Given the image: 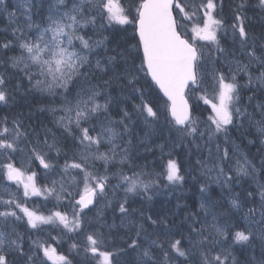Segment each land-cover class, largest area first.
<instances>
[{
	"label": "snow or ice",
	"instance_id": "6c2138e0",
	"mask_svg": "<svg viewBox=\"0 0 264 264\" xmlns=\"http://www.w3.org/2000/svg\"><path fill=\"white\" fill-rule=\"evenodd\" d=\"M0 5H4V0H0ZM56 5L55 11H52L50 6L49 15L41 24L33 22L31 13L34 5L30 0H24L23 4L15 7L9 4L0 8V12L7 15L10 24L16 22L18 12L24 15L25 21L23 25L18 24L11 28L13 39L0 43V51L14 53L6 57L2 63L22 73L29 82L30 90L47 94L53 99L56 97L61 99L59 107H42L40 110L53 114L63 113L56 117L55 124L66 134L65 139L72 137L78 145V150L70 161L65 160L59 182L52 180L51 187L47 184L38 186L37 172L26 169H30L36 163L44 173L43 178L47 179L49 171L56 167L49 159V154L55 151L56 155L60 156L62 152L58 147L59 141L55 134L51 133V129L45 128L41 139V133L36 129L29 131L22 120L9 121L4 117L0 119V158L9 162L0 164V173L8 181L14 182L18 191L22 188L25 201L31 197H42L45 201L50 197H56L57 201L71 197L73 193L67 191L66 183L78 190L79 198L74 199V202L69 201L71 215L58 210V207L49 209L48 214H44L39 208H30L26 203H20L16 194L6 190L4 194H0V208L4 209L0 211V220L6 222L9 219L15 221L26 219L27 225L34 230L57 225L68 232H84L82 214L93 205L95 197L105 191L109 177L99 175L94 169V162L102 161L107 171L108 165L115 161L119 147L115 140L120 134L112 125L119 123L124 131H127L128 125L124 121L130 119V115L124 111L119 121L112 120L109 117L111 98L105 97L101 103L99 98L103 92L98 90V86L90 83L89 73L92 71L90 55L94 49L102 46L107 52L109 38L105 36L92 40L79 33L83 27L95 25L98 18L109 27L131 25L133 35L129 39L135 43L129 44L126 48L117 46L111 49L116 54L107 56L108 67H103L98 59L95 70L113 72V79L125 80L127 82L125 86H131L141 97L143 92L135 85L140 83L141 79L147 80L150 77V81L167 98L168 124L175 129L181 140L191 138L189 142L195 145L197 151H201L202 146L196 144V141H204L208 156L198 159L196 163L200 166L202 174L208 175L213 172L216 174L215 183L219 186L220 198L226 199L230 207L239 209L240 203L235 195H224L225 192L231 194L232 169L229 168L227 171L225 169V165L232 158L230 149L222 148L216 143L213 152V148L208 146L212 145L220 134L224 135L225 144L230 143L229 127L234 125L235 118L246 115V111H241L237 107L241 86L237 83L236 73H247L252 63L264 67V44L257 48L256 38L250 36L246 30V17L242 15L244 3L237 6L234 16L236 22L230 27L233 36L239 40L241 54L247 58L248 64H243L240 60L232 61L236 65V72L229 69L230 75L214 70L211 74V93L204 85L205 74L201 70L204 51L197 44L206 42L215 45L221 54L224 53V49L220 47L218 33L225 28V24L216 13V0H130L127 7L121 0H80L79 3L73 0L71 4L67 0H56ZM259 7L264 9V0H259ZM86 8L88 12H95L96 15L85 16ZM104 27L105 23H102L100 28ZM122 30L126 32V29ZM85 68L89 71H85ZM255 80L264 85V72L256 76ZM108 83L104 81V84ZM252 83L253 77L249 73L248 84ZM197 88H200L202 93L197 99L202 100L211 110L204 121L193 115L198 105L193 106L189 103V93ZM8 100L9 79L0 73V102L7 103ZM135 107L144 114L146 122L149 119H158V110H154L143 99L141 104ZM258 107L264 116V105ZM101 116L105 119L101 120ZM256 123L257 132L264 137V119ZM201 124L204 125L203 129L200 127ZM49 134L52 135L51 142L48 139ZM22 143L26 146L21 147ZM104 144L111 147L106 152H101L100 148ZM235 150L234 146L233 151ZM124 152L125 156L120 161L122 164L125 162L127 149H124ZM18 153L25 155L26 163L22 161L23 168L12 162V157ZM237 164L238 175H248V167L254 171L255 166L246 158L244 165H239V161ZM159 166L162 169L160 172L146 173L141 170L133 171L131 175L121 172L120 181L125 186V193L142 194L150 201L152 196L148 193L160 187V178L167 181L166 188L184 183L185 178L181 174L180 164L175 159L163 162L162 157ZM145 176H152L153 179L145 180L143 179ZM64 177H68L67 181ZM258 187L261 208L264 209V185ZM199 192V202L194 203L197 211L186 213L182 221L174 222L171 227L163 216L153 219L150 215L145 217L140 213L139 223L129 219V224L135 229V237L129 236L124 242L128 250L137 253L136 264H172L173 257L175 260L182 259V264H238L230 251L231 247L235 244L251 243L257 234L250 229L242 230L235 224L221 222L222 217L216 211L219 201L213 198L208 184H202ZM5 194L9 199H3ZM248 195L251 196L252 193ZM127 203V200L120 203L119 211L125 217H131L137 210L133 209L130 213L125 206ZM17 210L22 215H18ZM254 212L255 209L249 210L250 215ZM145 220L152 228L164 226V242H161L159 237L151 238ZM260 223L264 225V211L260 212ZM259 238L264 241V230L259 233ZM49 239L53 243H48L47 240L32 241V248L29 249L32 254H29L23 250L22 237L14 228L10 231H0V264H10L8 257L12 254L24 258L23 264H48L49 261L52 264H71L68 257L59 254L53 246L57 238L49 236ZM229 239L232 244H228ZM165 242L168 245L167 250L164 248ZM226 244L228 246L224 247ZM72 248L77 249L78 245L74 243ZM217 248L220 250L216 251ZM83 250L85 255L92 258L89 264H113L115 257L124 251L107 250L104 235L99 231L84 233ZM154 250L162 252L163 260L156 258ZM259 264H264V260Z\"/></svg>",
	"mask_w": 264,
	"mask_h": 264
},
{
	"label": "trees",
	"instance_id": "16d2710c",
	"mask_svg": "<svg viewBox=\"0 0 264 264\" xmlns=\"http://www.w3.org/2000/svg\"><path fill=\"white\" fill-rule=\"evenodd\" d=\"M39 1H42L43 4H45L46 11L47 8H49V4L47 2L48 0ZM129 2L130 0H121V3L124 4L125 7H127ZM216 3V13L218 15V18L223 19L225 27L228 28L236 22L234 16L237 12V6L241 3H244L245 7L242 15L246 17V30L249 32L250 36L256 38L257 48H259L260 45L264 44V9H261L259 7V0H216ZM44 13L41 14L40 19L45 16ZM1 21L2 19H0V25L3 26L5 21ZM102 23H105L104 29L100 28V25ZM122 29H126V32ZM80 33L81 35H84L86 39L90 37L92 40H97L105 36L109 38V42L107 44V52L105 51V47L102 46L94 49V52L90 55V59L92 62V71L89 73L90 83L94 86H98V90H101L103 92V95L99 98L101 103L104 102L105 97L111 98V104L109 106V117L112 120L119 121L124 111L128 112L130 115V119L124 121V123L128 125L127 131H124L123 126L119 123L113 124L115 130H117L120 134L115 140V143L119 146L117 148L116 157L119 159V161H121V158L125 156L124 149H127V153L125 162L123 164L120 162L116 163V161H114L110 164V166H108V169L111 170L110 174H113L110 175L109 179L116 178L117 180H120L119 177L115 176L114 174H120L121 172H123V174H126V167L128 163L132 164L134 171L143 170L146 173L153 171L160 172L162 169L159 165L161 163L162 157L163 162H166L167 159H175L180 164L181 174L185 178L182 185L169 186L167 188L165 187V185H167L166 180L163 179V182L159 181V185L160 187L164 188V191H162L163 189L158 188L157 192H149L148 195L152 196V200L150 201L147 200L144 195L139 199L136 197L128 199V203L125 206L128 208L129 212L131 213L133 209L137 210V212L131 217H125L124 215H122L120 211H118L119 207L115 205L105 209V221L110 228L109 233L106 236L107 242H110L107 250L124 249L122 254L115 257L118 260V262H116L118 264H123V262L124 264H136L137 253L128 250L127 245L124 242L128 239L129 236L135 237V229L129 224V219L134 220L136 223H139L140 213H143L145 217L150 215L153 219H158L159 216H163L168 220L169 227H171L174 221H182L186 213L197 211V208L194 207V203L199 202V188L202 184H208L210 186V191L212 192L213 198L219 201V206L217 207L216 211L222 217L221 222L227 223L229 225L238 224L237 227L239 229L248 230L249 228L246 227V222L243 218V212L239 209H255V212L259 214L261 211H264V209L261 208L259 196L260 189L258 187V185H264V142H262L264 141V137H261L257 132V123L251 125L247 124V121L241 120L242 125L240 124L238 126L239 128H237V131H235L238 140L237 143L242 145V149L245 153V158L251 163V165L255 166V177L251 178V176L250 178H247L242 177V174H237L235 169L237 168L235 164L237 163V159L239 158L237 156L236 159L233 157L232 160H230V163L232 162V165L230 167L227 164L225 165L226 171L229 168L232 169L230 175L232 176V180L233 178L235 180L231 183V194L225 192L224 195H235L240 203V208L234 209L230 207L226 199L220 198V189L217 188L218 185L215 183V180H213L214 172L208 175H204L202 174L200 166L196 163L198 159H204L208 156L206 149L202 148L201 151H197L195 145L189 142L191 138L179 140L181 139L180 136L177 135L178 133L175 131V129L167 122L166 101L162 98V96L159 94L158 90L150 82V80L148 78L147 80L141 79L140 83L135 85L136 88L140 89L143 92V97H141L140 93L134 92L131 86H125L127 84L125 80L113 79V72L108 71L105 73L95 70V63L98 59L101 61L103 67H108L107 56H109V54H116L114 51L111 52V49L117 48V45L120 48H126L129 44L135 43L134 40L129 39L133 35V27L131 25H116L115 27H109L106 25V22L98 18L94 27L92 25H87L86 27L82 28ZM7 39L11 40L12 38L10 35L9 37H6L0 33V43L5 42ZM231 39L233 40H229V45H231L232 50L231 53L237 52V56H241L238 38L235 39L232 34ZM210 51H215V55L217 53L216 47L214 49H210ZM12 53L13 52L11 51H0V73L4 74L6 78L9 79V100L7 101V103L0 102V119H2V116L9 118V121L13 119H20L24 122V125L29 131H31L32 129H36L37 131H39L41 133V139H43L44 136L43 130L45 128L51 129V133H54L59 141L58 147L62 149L61 155L65 154L69 150V148L75 144V142L72 140V137H67V139H65L66 134L63 133L62 130H56L52 126V120H55V116L53 114H51L50 116L46 111L40 110L42 107L48 108L51 105H58L57 103H59L60 100L58 99V97L53 99L50 97L39 95L37 93L34 94V92L28 90V88L26 87V83H28V80L23 77V74L18 73L16 70L9 68L7 65L2 63V61L6 59L7 55L11 56ZM243 60L244 64H248V60L245 56H243ZM84 70L89 71L87 68H85ZM261 72H264V67H261L256 63H252V66L249 65L248 73H250L253 78L259 76ZM104 81H108L109 83L104 84ZM250 86H253V83ZM254 88V91L250 92L247 97L252 100L251 104H253L254 106L252 108V118H256V120L254 119V121L257 122L260 121V118L264 119V116H262L261 114V108L258 107V105H264V86L263 88L258 86ZM192 97L190 100L191 105H198V107L194 110L195 113L196 111H199V103H197L194 98L192 99ZM141 99L148 102L154 108V110H158L157 120L149 119L147 122L145 121L144 114H142L140 110L135 107L136 105L141 104ZM26 102H29L30 105ZM47 117L50 118L51 122L49 118L48 120H46ZM103 118L105 119L104 116L100 117L101 120H104ZM239 129L241 133H238ZM243 129L245 130V132ZM232 133L233 130L231 134ZM245 133L247 135H245ZM92 134L94 135L95 133ZM29 139H32V137H29ZM48 139L49 142L52 141L51 134H49ZM23 145L21 144L22 147L26 146L24 143ZM101 147L107 149L109 148L108 144H104ZM208 147L213 148V146ZM61 155L57 156L55 151H52L49 154V159L53 161V159H56L55 157L60 158ZM141 160H143L144 162ZM95 163L96 165L100 164L99 162ZM241 163H244V160H240L239 164ZM118 167H121L122 170L119 171ZM31 168L38 174L37 180L39 186L44 185L45 182L40 178L39 168L36 166V163H34ZM148 177L150 179L152 178V176ZM108 183L112 185L111 187L109 186L111 190L112 188L116 187L114 186V184L117 183V181L114 182L113 180H108ZM161 191L163 195L160 194ZM249 193H252V195H248ZM20 203H25V199ZM39 204L40 203H38V200L33 201V207L39 208V210L44 213L45 210L41 209ZM178 204L180 205L179 208L177 207ZM185 205H187V207H185ZM202 216L203 214H201V217ZM254 217L256 216L254 215ZM209 219L211 218L209 217ZM190 222L191 221H189V223ZM12 226L14 227L16 233H18L22 237L23 250L25 252H28L29 254H32L31 252H29V249L32 248V241L36 240V238L33 237L34 234H30L28 229L24 227H16L17 225L11 219L6 222L0 220V231H10L11 229H13ZM145 226L147 227L148 232L151 234L152 239L159 237L161 242L165 241V228L163 225L152 228L148 226L147 221L145 220ZM259 226L263 227V225ZM185 231H187L186 228ZM71 238L72 237H70V239ZM39 240L45 241L46 238H44V236H41L39 237ZM73 241H75V244L78 245V248L76 250L80 251V245L83 242V239L80 240L75 238L73 239ZM141 243L143 244L144 242L141 241ZM228 244H232L231 239H229ZM228 244L224 245V247H227ZM61 247L63 248V250H57V252L59 254L67 256L72 264V248L69 247L67 240L64 244H61ZM167 247L168 245L165 242V250H167ZM219 250V248L216 249V251ZM230 251L236 257L238 264H259L261 260H264V244L256 237L251 240V243L233 245ZM154 252L158 260H163L162 252L158 250H154ZM39 255L40 257H42L41 253ZM75 256L78 258L76 253L74 255V259L75 261H78L76 260ZM79 256L85 258L83 253L80 252ZM8 259L9 261L10 259H15L12 263L10 262V264H23L24 258H21L17 254H12L9 255ZM172 264H182V259L175 260V258L173 257Z\"/></svg>",
	"mask_w": 264,
	"mask_h": 264
},
{
	"label": "rangeland",
	"instance_id": "374dc122",
	"mask_svg": "<svg viewBox=\"0 0 264 264\" xmlns=\"http://www.w3.org/2000/svg\"><path fill=\"white\" fill-rule=\"evenodd\" d=\"M4 1L7 2V5L10 4L13 7L24 3V0H4ZM47 2L49 4V8L51 6L52 11H55V8L57 6L56 5V0H48ZM72 2H73V0H70L69 4H71ZM75 2L79 3L80 0H75ZM30 3L34 5V7L32 8V13H31L33 22L36 23V24H41L39 22H42L44 17L46 18L49 15V8H47V10L45 11V4H43V2L39 1V0H30ZM2 7H3V5H0V8H2ZM44 11H45V13H44ZM42 13H44L45 16L42 17V19H40ZM88 15H89V12L86 9L85 10V16H88ZM0 19H3L5 21L9 22V19H8L7 15L5 13H3V12H0ZM24 23H25L24 15H21L20 12H18L17 13L16 22L13 23V24L6 23L7 27L6 26L4 27V25L3 26L0 25V30L3 31V34H8V35L11 36V28L12 27H16L18 24L19 25H23ZM89 25H92V24H89ZM92 26L94 27V25H92ZM117 26H121V25H117ZM229 28L225 27L222 31H220L218 33V38H220V39L223 38V40H225V41L226 40L233 41L231 39V36H232L233 32H232L231 27H229ZM79 34L81 35V33H79ZM11 38L13 39L12 36H11ZM76 43H77V47H79V42L77 41ZM221 48H223V47H221ZM223 49H224V53L221 54L220 52L217 51V55H215V54H210L209 55L207 52H204L205 53V57H204L205 58V60H204L205 63L202 65L201 70L205 74L204 85L206 87H208V92L209 93H211V91H212V88H211V83H212L211 74L215 70L214 69V61L219 59V61L221 63V71L224 72L226 75H230L229 69H231L232 72H236V65L232 61L240 60L244 64V60H243L242 54H241V56L238 57L237 56V52L236 53L235 52L231 53L232 52L231 45L229 46L228 44H226V47L223 48ZM12 55H13V53H12ZM7 57H8V55H7ZM240 75H244L245 79L244 80L240 79L239 78ZM248 75H249L248 72L247 73L246 72H237L236 73L237 83L241 86L240 87L241 89H242V86H243L242 84L249 85L248 84ZM253 86L254 87L258 86V87L263 88L264 85H261L258 81L255 80V78H253ZM26 87L28 88V90H30L29 82L26 83ZM30 91L34 92V94L37 93L39 95H42V96H45V97H49L47 94H41V93L36 92L34 90H30ZM193 93H194V95H193L194 100H196V102L199 103V108H198L199 111H196L194 113V116H198L201 121H204V120L207 119L208 115L210 114V111H211L210 107L205 105L202 100H198L197 99L202 94L200 88H197ZM247 96H248V94L243 97L244 98L243 100H240L241 99L240 98L239 99V103L237 104V107H239L241 109V111H246V115L242 116V117L235 118L234 119V125L229 127L228 137H229L230 143L225 144L224 135L220 134L214 140L213 144L209 145V146H213V148H214V145L216 143H219L222 148L223 147H228L230 149V156L232 158L234 157L236 159V156H237V157H239L237 159V161H240V160L243 161L244 160V163H241L239 165H244L245 164V153L239 149L240 147H242V145L238 144L237 143L238 141L235 140L233 137H231V132H232V130H233V132H235L237 130V128H239L238 127V123L241 120H245V121H247V124H251V125L256 123L254 121L255 118H252L253 117V112H251L252 108L254 106H253V104H251L252 100H250V98L247 97ZM50 98H52V97H50ZM58 99L60 101H59V103H57L58 105H54L55 107H59V105L61 104V99L59 97H58ZM26 103L29 104V102H26ZM54 106L51 105L50 107H54ZM46 112L50 116H51V114H53L52 112H49V111H46ZM53 115L55 116V119H56V117H59V116L63 115V113L56 112ZM3 118L4 117L2 116V119ZM48 118L49 117H47L46 120H48ZM262 119L263 118H260V120H262ZM8 120H9V118H8ZM49 120H50V118H49ZM50 122H51V120H50ZM51 124L56 130H62V129H58V127L55 124V120H52ZM112 127H113V125H112ZM200 127H201V129H203L204 125L201 124ZM244 132H245V130H244ZM177 135H179V134H177ZM206 139L207 138L205 137V140ZM179 140H181V139H179ZM196 144H200L201 146H203L202 148H205L206 151H207V154H208V149H207V147H204V141L203 140H197ZM22 145H23V143H22ZM234 146H235V149H236L235 151H233V147ZM108 147H111V146L108 145ZM45 150H47V149H45ZM77 150H78V145L75 143L74 145H72V147L69 148V150L66 152V155L62 154L60 158L55 157L56 159H53L52 162L56 165V167L49 171L48 176H47V180L43 178L44 173L39 168L40 178L42 179V181H44L45 184H47L49 187H51L50 185H51V181L52 180H56V181L59 182L61 180V178H62L61 169H62V167H63V165L65 163V160H69L70 161ZM107 150H108L107 148H103V147L100 148L101 152H106ZM232 158H231V160H232ZM22 161H24V163H26V158H25V155L23 153H18L17 155L12 157V162H14L17 167H21V168L24 167V165L22 164ZM115 161H116V163L120 162L117 157H115ZM8 162H9L8 160L0 158V164L8 163ZM95 162H99L101 165L100 164L96 165ZM95 162H94V169L96 171H98L99 175H107L108 177H110V175H113V174H110L111 170L108 169V167H107V171H105V167H104V164H103L102 161H95ZM110 164L108 166H110ZM227 165L230 167L232 165V162L230 163V161H229V163H227ZM235 165H236V167H238L237 163ZM26 170L27 171H34L32 168L26 169ZM118 170L121 171L122 168L118 167ZM126 170H127V173L125 175H131V173L134 171V168H133L131 163H128V165L126 167ZM247 171H248L249 174L248 175H244V177H248V178H250L251 176H252L251 178L255 177L254 171H253V169L251 167H248ZM72 175H76V173H72ZM114 175L119 177V179H120V174H114ZM215 175L216 174L214 173V176ZM67 179H68V177H64L65 181H67ZM143 179L151 180V179H153V177L150 179L148 176H145V177H143ZM112 180L114 182L117 181V183L114 184V186H116V187H114V188H112L110 190V187L112 185L107 183V186L105 188L104 193L102 195H100V194L97 195V198H96L97 201H96V205L94 206V208L91 209V210L85 211L84 214H82V218H83V221H84V232H79V233L68 232L66 229H63L62 226L51 225V226L42 227L41 229H39L37 231V234H40V235L42 234V236H44V238L49 239V236H50L48 234L49 233V228L50 227L57 228V232L51 237H56L57 238V241H56V243L53 246L56 247V249L60 250V251L63 250V248L61 247V244H64L66 240H67V242L69 244V247L72 248V245L74 243H76L75 241H73V239H75V238L76 239H80V240L83 239L85 232H95V231L102 232L103 235H104L105 243L107 245H109L110 242H107V237L106 236L108 235L110 228L107 225V222L105 221V217H104L105 216V214H104L105 209H107V208H109V207H111L113 205L119 207L120 203H123L125 200H128L130 198H133L135 196L140 195V194H131V193H127L126 194L125 190H124L125 186L121 184V181L117 180L116 178H114V179L110 178L109 179V181H112ZM213 180H215V178ZM234 180L235 179L233 178L231 183ZM159 181L163 182V178H160ZM37 184L39 186L38 180H37ZM65 187L67 188L68 192H72L73 193V195L71 197H67L66 199H61V200L57 201L56 197H50L47 201H45L44 198H42V197H36V199H38V203H40L39 206L41 207V209L45 210L44 214H48V210L49 209H54V208L58 207V210L68 212L69 215H71V207H69L68 204H69V201H73L74 202V199H76L78 197V195H77V191L78 190L75 189L74 187H69L67 185V183L65 184ZM80 187L82 188L83 185L81 184ZM159 189H163V187H159ZM6 190H7V192L16 194L17 198L19 199L20 202L24 200V198L22 196V188L18 191L17 190V186L15 185V183L12 182V181H8L5 178V176L2 173H0V194H4ZM157 190L155 192H157ZM61 195H63V194H61ZM141 197H143L142 194H141ZM34 198L35 197H31L30 199H28L26 201L27 206L31 204L29 206L30 208H34L32 206ZM3 199H5V200L9 199V196L6 195V194L3 195ZM3 210H4L3 208L0 209V211H3ZM239 210L243 212V218H244V220L246 222L245 223L246 227H248L252 232L256 233L257 234L256 238L261 240L259 238V233L262 230H264V225H263V227L259 226V225H262L260 223V221H259L260 220V214L257 213V212H254L253 214L250 215L248 209H239ZM118 211H119V208H118ZM18 215H22V213H19V211H18ZM254 215L256 217H254ZM11 220L14 221L15 223L24 224L25 227H29L27 225L26 219H22V220H19V221H15L13 219H11ZM124 221H125V219H124ZM43 232L45 234H43ZM60 237H62V238H60ZM70 237H74V238L70 239ZM261 242L264 244V241L261 240ZM48 243H53V241L51 239H49ZM80 246H81L80 251H77L76 249H73V248L71 250V254L73 255L72 259L74 261V262L72 261V264H84V263L85 264H89V261L92 258H91V256L85 255V252L83 250V245H80ZM79 252L83 253L85 258L79 256ZM75 253L78 256V258L75 256L76 260H78V261H75V259H74ZM14 260L15 259H10V262L12 263ZM16 261H18V260H16ZM116 261L118 262L117 258H115V262L113 264H115V263L118 264ZM48 263L52 264L51 261H49Z\"/></svg>",
	"mask_w": 264,
	"mask_h": 264
},
{
	"label": "bare ground",
	"instance_id": "6f19581e",
	"mask_svg": "<svg viewBox=\"0 0 264 264\" xmlns=\"http://www.w3.org/2000/svg\"><path fill=\"white\" fill-rule=\"evenodd\" d=\"M115 27V26H114ZM93 30V29H92ZM99 31V30H98ZM113 32V31H112ZM82 33V32H81ZM116 34V33H115ZM109 35V34H108ZM4 38V37H3ZM6 39V38H5ZM96 39V38H95ZM129 44V43H128ZM112 45V44H111ZM126 45V44H125ZM118 46V45H117ZM103 49V48H102ZM112 52V51H111ZM113 54V53H112ZM110 55V54H109ZM95 77V76H94ZM98 78V77H97ZM121 86V85H120ZM50 100V99H49ZM241 100V99H240ZM33 102V101H32ZM111 104V103H110ZM22 105V104H21ZM30 105V104H29ZM34 105V104H33ZM35 106V105H34ZM36 108V107H35ZM34 111V110H33ZM251 112H253V111H251ZM257 115V114H256ZM43 116V115H42ZM120 116V115H119ZM38 117V116H37ZM133 118V117H132ZM104 119V118H103ZM255 120H256V118H255ZM116 121V120H115ZM243 121V120H242ZM241 124V122H239L238 123V126ZM115 128V127H114ZM243 128V127H242ZM241 129V128H240ZM240 129L238 130V133L240 132ZM237 131V130H236ZM241 133V132H240ZM249 133V132H248ZM245 135H247L246 133H245ZM231 137H233L235 140H237V137H236V132H233L232 134H231ZM246 137H248V136H246ZM175 139V138H174ZM178 139V138H177ZM233 140V139H232ZM177 141V140H176ZM179 141V140H178ZM238 141V140H237ZM247 141V140H246ZM172 142V141H171ZM182 143V142H181ZM245 143V142H244ZM161 146V145H160ZM241 151H243L244 152V150L242 149V147H240L239 148ZM170 150V149H169ZM236 155V154H235ZM148 159V158H147ZM140 160V159H139ZM141 161H143V160H141ZM147 161V160H146ZM144 162V161H143ZM151 165V164H150ZM144 166V165H143ZM56 172V171H55ZM53 175V174H52ZM243 182V181H242ZM51 186V185H50ZM217 188H219L218 186H217ZM250 190V189H249ZM162 191H164V188H163V190ZM162 191L160 192V194L161 195H163V193H162ZM110 194V193H109ZM136 198H140L141 197V194L140 195H138V196H135ZM195 197H197V196H195ZM248 199V198H247ZM258 199V198H257ZM136 205H138V204H136ZM165 208V207H164ZM157 213V212H156ZM161 213V212H160ZM202 214V213H201ZM154 216V215H153ZM140 217V216H139ZM175 222V221H174ZM171 224V223H170ZM238 225V224H237ZM59 230V229H58ZM134 231V230H133ZM158 232V231H157ZM156 237V236H155ZM60 238H62V237H60ZM160 239V238H159ZM112 245V244H111ZM117 247V246H116ZM84 255V254H83ZM85 264V263H84ZM123 264H124V262H123Z\"/></svg>",
	"mask_w": 264,
	"mask_h": 264
},
{
	"label": "water",
	"instance_id": "95a60500",
	"mask_svg": "<svg viewBox=\"0 0 264 264\" xmlns=\"http://www.w3.org/2000/svg\"><path fill=\"white\" fill-rule=\"evenodd\" d=\"M150 79V77H149ZM154 84V83H153ZM155 85V84H154ZM157 87V86H156ZM157 89L159 90V88L157 87ZM159 92L161 93V95L165 98V100H167V98L163 95V93L159 90Z\"/></svg>",
	"mask_w": 264,
	"mask_h": 264
}]
</instances>
